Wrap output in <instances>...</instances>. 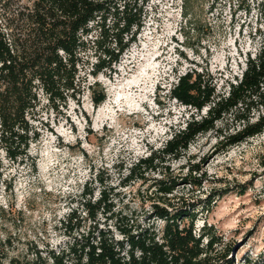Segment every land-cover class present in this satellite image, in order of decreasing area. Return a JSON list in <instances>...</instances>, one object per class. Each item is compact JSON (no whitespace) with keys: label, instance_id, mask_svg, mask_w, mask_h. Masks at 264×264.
Wrapping results in <instances>:
<instances>
[{"label":"rangeland","instance_id":"obj_1","mask_svg":"<svg viewBox=\"0 0 264 264\" xmlns=\"http://www.w3.org/2000/svg\"><path fill=\"white\" fill-rule=\"evenodd\" d=\"M31 1L11 0L0 7L2 23L21 38L26 23L20 11L26 13ZM181 5L182 0H146L135 41L96 76L89 71L100 52L89 42L80 51L81 84L74 99L53 105L39 91V105L27 115L38 133L28 149L36 171L11 163L0 148V240L9 239V254L24 253L27 247L58 249L77 235V224L79 232L88 228L91 221L80 197L86 183L92 200L100 189L109 194L113 214H98L96 221L116 238L124 236L123 228L130 233L159 230L163 221L155 216V204L194 208L195 234L205 224L217 238L209 252L214 259L228 254L235 264H264V128L226 146L229 136L246 124L229 112L179 155H161L155 168L127 177L132 163L206 113L207 108L196 113L172 98L169 88L179 75L208 71L222 92L258 50L264 0H195L194 28L184 23ZM96 34L92 30L85 39ZM95 81V89L105 92L97 107L89 86ZM261 117L264 107L253 108L249 123ZM193 177L200 183L189 182ZM160 179L175 181L171 193L159 192ZM71 210L76 218L67 224Z\"/></svg>","mask_w":264,"mask_h":264},{"label":"trees","instance_id":"obj_2","mask_svg":"<svg viewBox=\"0 0 264 264\" xmlns=\"http://www.w3.org/2000/svg\"><path fill=\"white\" fill-rule=\"evenodd\" d=\"M9 1L0 0V7ZM194 1L182 0L181 5L184 23L193 28L196 27ZM145 5L146 0H32L26 13L20 11L26 23L22 38L0 18V148L8 161L27 164L31 173L36 171V162L28 149L38 133L27 115L32 116L39 105V91L53 105L74 99L81 84L77 79L80 51L91 42L92 48L100 52L91 65V75L110 68L135 41ZM92 30L97 32L95 37L85 39ZM257 32V52L246 60L240 77L228 83L222 92L216 91L214 78L208 71L190 70L178 76L169 88L172 98L196 113L207 108L206 113L190 119L161 148L132 163L128 179L140 170L155 168L161 155H179L196 136L214 129L216 122L229 112L235 111L236 117L246 120V124L229 136L226 146L262 132L264 117L251 123L248 118L251 109L264 107V22ZM98 85L97 81L89 85L93 87V107L105 99L104 89H95ZM194 167L199 169L197 165ZM94 177L96 181L97 173ZM157 182L163 196L172 192L175 181ZM189 182L199 184L200 179L189 178ZM92 193L85 183L80 197L82 210L91 221L88 228L79 232L77 224V235L70 236L58 249L27 247L18 254H9L11 243L4 238L0 240V264H235L228 254L217 259L209 254L217 238L210 234L211 226L205 224L195 234L194 208L174 210L155 204V216L163 221L159 230L146 228L130 233L123 228L124 236L119 239L96 221L98 214L108 217L113 214L114 204L109 194L100 189L92 200ZM73 218L76 215L71 210L67 224ZM69 227L71 231L74 229Z\"/></svg>","mask_w":264,"mask_h":264}]
</instances>
